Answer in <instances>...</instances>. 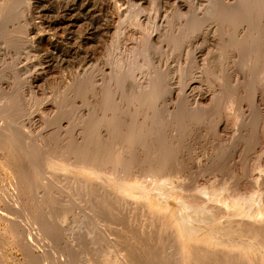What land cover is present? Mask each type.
Listing matches in <instances>:
<instances>
[{
    "label": "rangeland",
    "instance_id": "rangeland-1",
    "mask_svg": "<svg viewBox=\"0 0 264 264\" xmlns=\"http://www.w3.org/2000/svg\"><path fill=\"white\" fill-rule=\"evenodd\" d=\"M11 1L14 9L0 16V126L16 141L0 142L5 154L0 160V264H117L111 244L129 250L132 264H186L191 249L182 258L184 246L192 247L196 260H188L193 264H264V236H256L262 240L257 246L255 236L224 224L230 215L258 207L264 218V0L247 17L241 15L244 0H161L159 5L155 0H111L116 2L113 12L107 0ZM159 6L164 16L158 20L153 16ZM139 9L144 15L134 23L131 13ZM152 78L158 95L150 110L157 118L151 127L160 131L158 146L170 150L165 149L158 175L148 172L144 162L137 168L120 162L127 168L121 169L118 159L120 169L114 160L89 171L56 157L66 140L72 145L71 139L83 131L87 119L81 120L97 116L103 89L112 93L113 107L126 113L133 109L131 95L150 86ZM10 98L16 109L7 112ZM174 115L172 123L168 118ZM25 141L46 146L28 154L22 148ZM133 167L137 180L156 181L160 192L147 195L136 189L141 181L125 176ZM235 189L250 206L240 198L227 209L216 206L229 215L222 220L203 207L181 208L178 201L203 190L200 196L216 203V197ZM161 192L168 194L158 196ZM62 215L68 217L65 222ZM22 229H28L27 235ZM22 232L29 235L31 247ZM202 238L217 254L200 244ZM221 247L232 252H217Z\"/></svg>",
    "mask_w": 264,
    "mask_h": 264
},
{
    "label": "bare ground",
    "instance_id": "bare-ground-1",
    "mask_svg": "<svg viewBox=\"0 0 264 264\" xmlns=\"http://www.w3.org/2000/svg\"><path fill=\"white\" fill-rule=\"evenodd\" d=\"M69 1V0H68ZM74 1H76V0H74ZM73 1V2H74ZM108 2H107V9H110V10H112V12L114 11V9H116L117 10V8H116V6H115V3L113 2V1H111V0H107ZM114 1H116V0H114ZM134 1V0H133ZM136 1V0H135ZM139 1H143L144 2V0H139ZM157 3L156 4H158L159 5V3H160V1L161 0H155ZM163 1V0H162ZM168 1V0H167ZM173 1V0H172ZM176 1V0H175ZM179 0H177V2H178ZM181 1H184V0H180V2ZM198 1V0H197ZM258 1L259 0H244V2L242 3V5H243V8H244V11H243V9H242V11H243V13H241V15L242 16H245V17H247V16H251L252 15V13H255V12H253L254 11V9H256V3H258ZM72 2V1H71ZM85 2V1H84ZM83 2V3H84ZM143 2H140V3H143ZM165 2H166V0H165ZM179 2V3H180ZM69 3H70V1H69ZM80 3V2H79ZM88 3V2H87ZM155 3V2H154ZM162 3V2H161ZM164 3V2H163ZM182 3V2H181ZM67 5H68V3H66ZM66 4H65V6H66ZM82 4V3H81ZM101 4V3H100ZM195 4V3H194ZM72 5V4H71ZM86 5H88V4H86ZM102 5V4H101ZM84 6V5H83ZM89 6V5H88ZM80 7V6H79ZM82 7V6H81ZM87 7V6H86ZM95 7V6H94ZM97 7V6H96ZM162 7V6H161ZM67 8V7H66ZM73 8H75L74 6H73ZM72 8V9H73ZM77 8H78V6H77ZM99 8V7H98ZM105 8V7H104ZM12 9H14V7H13V2L11 1V0H5V1H0V16H5V15H7L8 13H10L11 11H12ZM68 9L70 10V7H68ZM67 9V10H68ZM79 10H81V8H78ZM86 9H89V8H86ZM103 9V8H102ZM100 10V11H102L103 12V10ZM63 10V9H62ZM66 10V9H65ZM66 10V11H67ZM91 10V9H90ZM105 10V9H104ZM142 10V9H141ZM238 10V9H237ZM236 10V11H237ZM71 11V10H70ZM88 11V10H87ZM139 11H140V9H139ZM158 12V14H155V17L153 16V18H155V19H157L156 17H158V20L159 19H161V17L162 16H164V11L163 10H161L160 9V6L158 7V10H157ZM65 12V11H64ZM68 12V11H67ZM75 12V11H74ZM83 12V11H82ZM86 11H84V13H85ZM98 12V11H97ZM109 12V11H108ZM73 13V12H72ZM79 13V12H78ZM99 13V12H98ZM107 13V12H106ZM142 12L140 11L139 13L138 12H134V13H131L130 15H131V17H132V19H133V22L134 23H136L137 22V16L140 14V16L141 15H144V14H141ZM143 13H144V10H143ZM70 14V13H69ZM100 14V13H99ZM235 14H236V12H235ZM73 16H74V14H72ZM71 15V16H72ZM77 15V14H76ZM79 15H81L80 13H79ZM103 15V14H102ZM130 15L128 16V18H129V20L128 21H130V20H132L131 19V17H130ZM231 15V14H230ZM67 16V15H66ZM65 16V17H66ZM85 16H86V14H85ZM108 16H110V15H108ZM87 17V16H86ZM64 18V17H63ZM77 18V17H76ZM76 18H75V20H76ZM82 18V17H81ZM81 18H80V20H81ZM85 18V17H84ZM127 18V19H128ZM71 19V18H70ZM154 19V20H155ZM162 19H163V17H162ZM67 20H69V19H67ZM74 20V19H73ZM79 20V21H80ZM71 21V20H70ZM77 21V20H76ZM156 21V20H155ZM78 22V21H77ZM76 22V23H77ZM68 24V23H67ZM70 24H72V23H70ZM64 25V24H63ZM68 26V25H67ZM72 26V25H71ZM70 26V27H71ZM90 26H92V25H90ZM33 27H35V26H33ZM32 27V28H33ZM61 27V26H60ZM65 27H66V24H65V26H64V29H61V30H66L65 29ZM30 28V27H29ZM62 28H63V26H62ZM66 28H68V27H66ZM31 29V28H30ZM89 28H87V30H88ZM71 30V29H70ZM33 31H34V28H33ZM86 31V30H85ZM90 31V30H89ZM92 31V30H91ZM65 32V31H64ZM69 32V31H68ZM87 32V31H86ZM155 78V77H154ZM153 80V78L150 80V82ZM154 81V80H153ZM150 82H148V83H150ZM152 83V82H151ZM37 86V82L36 81H33V84H32V86ZM147 85H150V84H147ZM142 87V86H141ZM103 90H105V91H103V92H106L105 94L104 93H100V95H98L97 96V101H96V99H95V101L97 102H95L96 103V107L98 106V112L96 111V113H97V116L96 115H94V117L95 118H93V119H91V120H93L92 122L94 123L93 125H92V127H90L91 129H90V131L88 130L89 129V127H87L89 124H92V122H91V120H90V118H92L93 117V115L90 117V116H88V117H90V118H88L87 116H85L82 120H81V122L83 121V120H85V118L87 119V120H89L91 123H89L87 120H85V122L83 121L82 123H83V126L80 124L79 126H82L83 127V131L82 132H80V134H78V135H76L77 137H76V139H75V137H74V139L75 140H72L71 139V141H73L72 142V145L70 144V141H69V144L67 143V141L68 140H66V143H67V146L69 147V150H68V148H67V146H66V143H65V147H61L62 149H59V150H62L61 152V155L59 156V153H58V155L56 154V157L58 156V157H62L61 159L59 158V160L60 161H62L63 163L64 162H69L70 163V165L72 164L73 165V167H74V165H78V164H80V166H84L83 168H85L86 167V169L87 170H89V171H91V169L92 168H94L96 165H98L97 166V168H94L95 170H97L98 169V167L101 169V164H103V163H105L104 165H106V166H108L106 163H110L111 164V162H112V165H113V162H114V160H115V162H114V166H116L117 165V160L119 159V162H118V164H121L120 165V167H122L121 169H123V168H128L130 165H134L135 167H136V165L135 164H137V163H139V162H144V163H146L147 165H148V172H150V173H153V174H157L158 175V171H160V169H162V167L164 166V163H165V158H166V155H167V152L165 151V149L167 150V151H170L169 150V148L168 147H166L167 145H165V146H163V147H160V146H158V133H160V131H158V128L156 129V128H152L151 127V125H152V122H154L156 119H155V114H154V112H152V111H154V110H152V108H154L155 107V99H157V95H158V82H156V79H155V81L150 85V86H145L144 85V87H142V88H140L139 87V90H136L132 95H131V100H133V109L132 110H130V111H128V112H126V113H123L122 112V110H120V109H117V108H115V107H113V99L111 98V96H110V94H112V93H110V90L108 91V90H106V89H103ZM101 92H102V90H100ZM108 91V92H107ZM110 93V94H109ZM110 96V97H109ZM8 104L6 105V111L7 112H10V111H13V110H15L16 109V102H15V100L14 99H12V98H10L9 100H8V102H7ZM154 103V104H153ZM152 106H154V107H152ZM152 107V108H151ZM144 108H146V109H144ZM151 108V109H150ZM148 109H149V113H148ZM150 110H152L151 112H150ZM194 113H196V112H194ZM196 116L197 115V113L196 114H193V116ZM199 115V114H198ZM192 116V117H193ZM194 116V118H197V117H195ZM175 119V115L174 116H170V118H168V119H171L172 121H170V122H174L173 121V119ZM155 119V120H154ZM153 120V121H152ZM88 122V123H87ZM88 128V129H87ZM79 132V131H78ZM77 132V133H78ZM91 135V136H90ZM14 141H16V138H15V136H14V134L8 129V128H6V127H3V126H0V142H3V143H7V144H12ZM170 140H167V142H169ZM61 142V141H60ZM59 142V143H60ZM160 142V141H159ZM173 143V142H172ZM38 144V145H37ZM37 144L36 145H34V146H32L28 141H25L24 143H23V151L24 152H26V153H28L29 152V150H31V149H34V152H32L33 150H31V152L32 153H35L36 151L35 150H41L42 151V148H43V145H44V147L46 146V143H44V142H41V141H39V143L37 142ZM64 144V142H61L60 143V146L62 145V146H64L63 145ZM74 144V145H73ZM71 145V146H70ZM48 146V145H47ZM58 146H59V144H58ZM73 146V152L71 151L70 152V149H72L71 147ZM33 147H35V148H33ZM160 147V148H159ZM47 148V147H46ZM45 148V149H46ZM58 148H60V147H57V149ZM143 148V149H142ZM56 148H54L53 150H57ZM51 150H52V148H51ZM52 150V151H53ZM58 150V151H59ZM38 151V152H39ZM54 151V152H55ZM55 153H57V152H55ZM29 154V153H28ZM50 154H52V153H50ZM54 154V153H53ZM26 155V154H25ZM32 155V154H31ZM55 155V154H54ZM26 156H29V155H26ZM51 156V155H50ZM64 156V157H63ZM52 158V157H51ZM55 158V157H54ZM53 158V159H54ZM3 159H5V154L3 153V151L0 149V160H3ZM48 160H49V158H48ZM51 161H49V164H51L50 163ZM120 162H123V165L126 163L127 165H126V167L125 166H123L122 165V163H120ZM80 166H79V168H80ZM105 166V167H106ZM118 166V165H117ZM120 167L118 166V168L120 169ZM135 167H133V169L130 171L129 169V173H130V175H125L126 177L127 176H133L134 177V179L138 176L137 175V170H136V168ZM50 168V167H49ZM82 168V169H83ZM117 168V167H116ZM117 168V169H118ZM126 168V169H127ZM9 169H11V167L9 168ZM81 169V168H80ZM100 169H98V171L100 170ZM103 169V168H102ZM118 169V170H119ZM134 169H135V172H134ZM12 170V169H11ZM83 170H85V169H83ZM94 170V171H95ZM163 170V169H162ZM92 171H93V169H92ZM120 172L122 171V170H119ZM126 171V170H125ZM95 172H97V171H95ZM124 172V171H123ZM123 172H122V174H123ZM128 178V177H127ZM124 179L125 178H122V180H123V182H121V183H124ZM128 179H130V178H128ZM132 179V178H131ZM105 180V179H104ZM111 180V179H110ZM106 181V180H105ZM108 181H109V179H108ZM131 181V180H130ZM135 181L137 182V181H141V180H137V178L135 179ZM135 182V183H136ZM108 183V182H107ZM120 183V184H121ZM125 183H126V180H125ZM130 182H128V184H129ZM141 183V185H139L138 187H136V189H140V190H142V191H144V193L145 194H147L148 195V192H155V191H158V185H157V183H156V181H141L140 182ZM119 184V185H120ZM137 184V183H136ZM136 184H135V186H136ZM138 184H139V182H138ZM137 184V185H138ZM126 185H127V183H126ZM131 185V184H130ZM128 186V185H127ZM133 186H134V184H133ZM123 188H124V185L122 186ZM238 187L240 188V186L238 185ZM130 188V187H129ZM239 188H237V189H239ZM131 189H133V188H131ZM135 189V190H136ZM241 189V188H240ZM239 189V190H240ZM135 190H133L134 191V194H131V195H135V193H137V192H139V191H137V192H135ZM233 190V189H232ZM127 191H128V189H127ZM190 191V190H189ZM158 192H160V191H158ZM168 192V191H167ZM193 192V191H192ZM202 192H204L203 190H198V191H196V192H193L192 194H191V192H190V194H191V196H190V194L186 197V201H184V200H182V202L184 201V204H182V202H180V200L178 199V201H179V203L177 202V204H179L180 206L182 205V207L181 208H183V206L185 205V207L188 205L189 207H191V206H194V207H196V209H197V206H199L200 208L201 207H203V210H205V209H207V211H214L213 213H215L214 215H216L220 220H222L224 217L226 218V216H227V214L223 211H219L217 208H215L216 206L217 207H221V208H226L227 209V205L230 203L231 205H233L234 206V204L235 203H237V201L239 200V198L241 197L240 196V193L238 192V190H234V191H231V194L229 195V196H226V197H224V198H217L216 197V203H212L211 202V200H210V198L208 197H201L200 196V193H202ZM133 193V192H132ZM140 193V192H139ZM143 193V194H144ZM157 193V192H156ZM142 194V193H141ZM140 194V195H141ZM144 194V195H145ZM165 194H168V193H163V192H161V193H158V196L159 195H162V196H164ZM169 194H171V193H169ZM188 194V193H187ZM156 195V194H155ZM155 195H154V197H155ZM172 196H174L175 197V195H173V194H171ZM171 195H168L169 197L171 196ZM214 195V194H213ZM216 195V194H215ZM214 195V196H215ZM135 196H137V195H135ZM158 196H156V197H158ZM129 197H131V196H129ZM139 197V196H138ZM146 197V196H145ZM152 197V196H151ZM155 197V198H156ZM169 197H167V198H169ZM178 197V196H177ZM212 197V196H211ZM244 197H245V195H244ZM132 198H137V197H132ZM139 198H141V197H139ZM160 198H162V197H160ZM160 198H159V200H160ZM164 198H166V197H164ZM243 198V197H242ZM242 198H240V199H242ZM247 198V197H246ZM245 198V199H246ZM249 198H250V196H249ZM252 198V197H251ZM163 199V198H162ZM174 199V198H173ZM172 199V200H173ZM177 199V198H176ZM181 199V198H180ZM165 200V199H164ZM163 200V201H164ZM167 200H169V199H167ZM175 200V199H174ZM214 200V199H213ZM212 200V201H213ZM242 200H244V199H242ZM241 200V201H242ZM247 200V199H246ZM246 200H244V202L243 203H245V201ZM250 200V199H249ZM177 201V200H176ZM175 201V202H176ZM240 201V200H239ZM240 201V202H241ZM168 202H170V201H168ZM240 202H238V205L239 204H241ZM247 202H248V200H247ZM142 203V202H141ZM141 203H140V205H141ZM249 203H251V202H249ZM249 203H245V204H249ZM145 203H142V205H141V207H143V205H144ZM176 204V203H175ZM245 204H243V205H245ZM148 205V204H147ZM168 205H170V204H168ZM236 205V204H235ZM242 205V206H243ZM178 206V205H177ZM177 206L175 205V207L177 208ZM230 206V205H229ZM241 206V205H240ZM239 206V207H240ZM249 206H250V204H249ZM248 206V207H249ZM145 207V206H144ZM179 207V206H178ZM188 207V208H189ZM245 207V206H244ZM191 208H193V207H191ZM234 208V207H233ZM238 208V207H237ZM185 209V208H184ZM195 209V208H194ZM199 209V208H198ZM245 209H247V207L245 208ZM202 210V211H203ZM235 210V209H234ZM250 210H252V209H250ZM181 211V210H180ZM184 211V210H183ZM185 211H188V210H185ZM191 211H195V210H190V212ZM209 211V212H210ZM242 211H243V209H242ZM247 211H249V210H247ZM189 212V211H188ZM190 212H189V215H190ZM245 211H243V212H241L239 215L237 214V213H239V211L236 213L237 214V216L238 217H233L232 218V216L230 215V217L232 218H230V220H228L229 222H226L225 221V225H227V226H229L231 229H233L232 227H234L235 228V230H237V231H239V232H242V233H244V235H245V233L246 234H248V235H250L251 237H253V236H258V239L260 238V236L261 235H263L264 236V218L260 215L261 214V212H260V207H258V208H256V209H254L253 211H249V212H246V213H244ZM177 213H178V211H177ZM180 213V212H179ZM184 213V212H183ZM183 213H182V215H183ZM186 213V212H185ZM192 213V212H191ZM199 213V212H198ZM203 213H204V211H203ZM203 213H202V215H203ZM232 213H234L233 211H232ZM243 213V214H242ZM185 215V214H184ZM187 216V218H189L188 217V214H186ZM193 215V214H192ZM202 215H198V217L199 216H202ZM207 215V214H206ZM212 215V214H211ZM210 215V217H212ZM234 215V214H233ZM181 216V215H180ZM197 216V215H196ZM204 216V215H203ZM202 216V217H203ZM215 216V217H216ZM236 216V215H235ZM184 216H182V218H183ZM185 217V218H186ZM194 217H195V214H194ZM208 217V216H207ZM206 217V218H207ZM227 217H229V215L227 216ZM184 218V219H185ZM60 221L61 222H65L67 219H68V217L66 216V215H62L60 218ZM194 219V218H193ZM199 219V218H198ZM202 219H204V218H202ZM208 219V218H207ZM210 219V218H209ZM214 219H216V220H218L217 218H214ZM180 220V219H179ZM186 220V219H185ZM205 220V219H204ZM213 220V219H212ZM188 221H190V219L188 220ZM198 220H196V222H197ZM208 221V220H207ZM219 221V220H218ZM224 221V220H223ZM223 221H222V225H223ZM184 222V221H183ZM194 222H195V220H194ZM194 222H192V224L194 223ZM181 223H182V221H181ZM185 223V222H184ZM201 223V221L198 223L199 225H201L200 224ZM204 223V222H203ZM211 223H212V221H211ZM214 223V222H213ZM212 223V224H213ZM220 223V222H219ZM187 224V223H186ZM185 224V225H186ZM189 224V223H188ZM190 224H191V221H190ZM197 224V223H196ZM217 224V223H216ZM220 224V225H221ZM208 225V224H207ZM218 225V224H217ZM221 225V226H222ZM183 226V225H182ZM187 226H189V225H187ZM220 226V227H221ZM206 226H204V228H205ZM211 227V226H210ZM223 227V226H222ZM225 227V226H224ZM25 228V227H24ZM192 228V227H191ZM213 228V227H212ZM219 228V227H218ZM187 229V228H186ZM201 229V228H200ZM211 229V228H210ZM215 229H217L216 228V226H215ZM225 229H226V227H225ZM228 230H231V229H229V228H227ZM24 230L25 229H22V231L24 232ZM28 229H26L25 231H27ZM191 230V229H190ZM195 229H193V231H194ZM212 230V229H211ZM224 230V229H223ZM227 230V231H228ZM235 230H233L234 232H236ZM186 231V230H185ZM197 231H199V230H197ZM202 231H204V229L203 230H201V232ZM208 231V230H207ZM222 231V230H221ZM221 231L219 232L220 234H221ZM22 232V235H21V237L22 238H27V247L29 248V247H31L32 246V241H30V239H28V237H29V235L28 236H25V234L27 235V233L26 232H24L23 233ZM188 232H190V231H188ZM229 232V231H228ZM232 232V231H231ZM238 232V233H239ZM200 233V232H199ZM202 233H204V232H202ZM218 233V234H219ZM238 233H237V235H238ZM29 234V233H28ZM226 234V233H225ZM225 234H222V235H225ZM190 235V234H189ZM232 235V234H231ZM236 235V236H237ZM240 235H241V233H240ZM240 235H238V237H243V236H240ZM243 235V234H242ZM260 235V236H259ZM191 236V235H190ZM190 236H189V238H190ZM193 236V235H192ZM218 236H221V235H218ZM226 236H228V235H226ZM262 236V237H263ZM216 237V236H215ZM214 237H212V239H213ZM221 238V237H220ZM225 238V237H224ZM231 238H236V237H231ZM247 239L249 238V237H246ZM245 237L244 238H242L243 240L244 239H246ZM185 239V238H184ZM203 239V238H202ZM201 239V241H199L200 242V244H203V242H204V239L202 240ZM217 239H218V237H217ZM221 239H223V238H221ZM227 239V238H226ZM253 239L256 241L257 240V237L256 238H254L253 237ZM262 239V238H261ZM264 239V238H263ZM188 238L186 239V243L188 242V241H190V240H188ZM207 240H208V238H207ZM211 240V239H210ZM228 240V239H227ZM233 240H236V239H233ZM239 240V239H238ZM241 240V239H240ZM242 240V241H243ZM203 241V242H202ZM219 241V240H218ZM224 241V240H223ZM222 241V242H223ZM231 241V240H230ZM241 241V242H242ZM258 242H257V246H258V244L259 243H261V241L262 240H257ZM260 241V242H259ZM184 242V243H185ZM205 242H207L206 240H205ZM204 242V245H203V247L205 246V244H207V243H205ZM209 242V241H208ZM213 242V241H212ZM244 242V241H243ZM247 242H249V243H252L250 240L249 241H247ZM189 243V242H188ZM209 243H211V242H209ZM216 243V242H215ZM214 243V244H215ZM218 243V242H217ZM224 243H225V241H224ZM224 243H222V244H224ZM229 242H226V244H228ZM232 243H234V242H232ZM262 243H264V241L262 242ZM190 244V243H189ZM219 244V243H218ZM235 244V243H234ZM236 244H237V242H236ZM234 245V246H236V247H238V249H240L239 248V246H237V245ZM240 244V243H239ZM238 244V245H239ZM242 244V243H241ZM247 244L248 243H244V245L245 246H247ZM256 243H253V245H255ZM191 245V244H190ZM244 245H242V246H244ZM253 245H251V246H253ZM261 245V244H260ZM259 245V246H260ZM202 246V245H201ZM207 246V245H206ZM205 246V248H207ZM210 246H212V245H209V247ZM215 245H213V247H214ZM218 246V245H217ZM216 246V247H217ZM219 246H221V244L219 245ZM230 246V245H229ZM249 246V245H248ZM247 246V247H248ZM203 247H202V249H203ZM212 247V248H213ZM224 247V246H223ZM223 247H221L222 249H223ZM233 247V246H232ZM246 247V248H247ZM110 248H111V250L113 249V251H111L110 250V252H111V255H113V258H114V261L111 259V261H109V262H116L117 264H132V263H130L131 262V260H132V256L130 257L131 259H129V261L127 260V257H128V253L130 252L129 250V252L126 250V248H125V250H120V249H118V248H115V246L113 245V244H111V246H110ZM185 248L187 249L186 250V252L185 251H183V249L181 250V251H183L182 253V258H184V256L183 255H185V253H186V255H187V252H188V248H190L191 250H189V252L191 251V253H192V247H185L184 246V250H185ZM205 248H204V250H202V251H206V250H208L209 248H207L206 250H205ZM220 248V249H221ZM226 248V247H225ZM221 249L220 251H218L217 250V252H222V251H224V252H226L227 254H230V252H232L230 249V252L228 251L227 252V250H228V248H230V247H227L226 249ZM244 248V247H243ZM245 248V249H246ZM249 248V247H248ZM219 249V248H218ZM232 250L234 249V248H231ZM237 249V250H238ZM242 249V248H241ZM264 249V248H263ZM212 250H214V248L213 249H209V253H212ZM216 250V249H215ZM214 250V251H215ZM235 251H237L236 249H234ZM126 251L128 252L127 254H126ZM181 251H180V253H181ZM235 251H233V252H235ZM262 252L263 250H261V249H259V252ZM109 252V253H110ZM114 254H113V253ZM189 252H188V254H189ZM208 252V251H207ZM191 253H190V255H189V257H188V255L186 256L185 255V257H188V258H190V256H191V260L193 261V259H195L196 260V258H194V257H192V255H191ZM203 253V252H202ZM209 253H207V254H209ZM263 253V252H262ZM126 254V255H125ZM131 253H129V255H130ZM133 254V253H132ZM178 254V253H177ZM212 254H217V253H212ZM211 254V255H212ZM221 254V253H220ZM236 254V253H235ZM110 255V256H111ZM202 256L201 257H203L204 255H206V253L203 255V254H201ZM232 255V254H231ZM236 255H238V254H236ZM235 255V256H236ZM217 256V255H216ZM215 256V257H216ZM112 257V256H111ZM134 257V256H133ZM238 257V256H237ZM129 258V257H128ZM179 258H180V256H179ZM181 258V259H182ZM188 258H185L184 260H185V263L186 264H188V262H191L190 264H193V262L192 261H190V259L188 260ZM109 259V258H108ZM108 259H106V260H108ZM133 259H135V258H133ZM105 259H104V261H106ZM110 260V259H109ZM180 260V259H179ZM187 260H188V262H187ZM199 260V259H198ZM42 261V260H41ZM181 261V260H180ZM106 262H108V261H106ZM182 262H184L183 260H182ZM200 262V261H199ZM202 262V261H201ZM182 264V263H181ZM184 264V263H183ZM252 264V263H251Z\"/></svg>",
    "mask_w": 264,
    "mask_h": 264
}]
</instances>
